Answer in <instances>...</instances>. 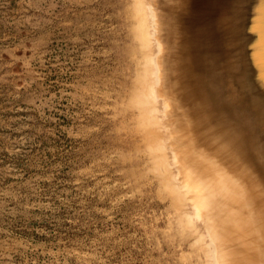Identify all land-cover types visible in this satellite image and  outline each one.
Masks as SVG:
<instances>
[{
  "label": "rangeland",
  "instance_id": "374dc122",
  "mask_svg": "<svg viewBox=\"0 0 264 264\" xmlns=\"http://www.w3.org/2000/svg\"><path fill=\"white\" fill-rule=\"evenodd\" d=\"M149 31L145 0H0V264H210L158 154Z\"/></svg>",
  "mask_w": 264,
  "mask_h": 264
},
{
  "label": "bare ground",
  "instance_id": "6f19581e",
  "mask_svg": "<svg viewBox=\"0 0 264 264\" xmlns=\"http://www.w3.org/2000/svg\"><path fill=\"white\" fill-rule=\"evenodd\" d=\"M145 12L158 154L188 238L210 264H264V0H145Z\"/></svg>",
  "mask_w": 264,
  "mask_h": 264
}]
</instances>
